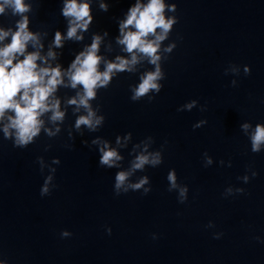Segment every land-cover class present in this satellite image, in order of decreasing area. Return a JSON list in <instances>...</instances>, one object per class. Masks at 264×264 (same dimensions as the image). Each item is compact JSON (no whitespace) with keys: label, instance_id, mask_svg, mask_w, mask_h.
Listing matches in <instances>:
<instances>
[{"label":"water","instance_id":"1","mask_svg":"<svg viewBox=\"0 0 264 264\" xmlns=\"http://www.w3.org/2000/svg\"><path fill=\"white\" fill-rule=\"evenodd\" d=\"M109 2L108 13L96 11L92 31L107 30L115 37L113 17H121L132 0ZM172 2L180 17L171 35L178 47L164 65L167 79L153 103L131 102L128 86L137 77L122 75L100 94L104 127L96 134L77 135L71 149L65 146L73 143L66 131L75 119L71 110L65 131L53 140L42 135L20 150L0 136V258L9 264H264V244L253 239L264 238V153L253 154L239 130L244 121L264 122V0ZM36 4L34 31L64 29L60 0ZM79 47L69 44L64 49L66 66ZM229 64L252 69L248 77L241 73L236 88L230 86L235 77L224 75ZM192 99L207 103L208 111H176ZM201 119L208 124L193 131ZM129 131L134 142L154 137L153 150L168 141L164 163L147 169L152 182L148 196L129 192L116 197V170L99 168L97 152L82 143L95 135L114 141ZM48 144L52 147L45 152ZM205 151L217 162L207 169ZM123 154L127 167L130 157L127 151ZM38 156L47 162L61 160L55 178L59 187L43 199ZM221 159L226 164L231 160L232 167H220ZM248 167L259 176L245 185L237 177ZM172 168L190 188L183 205L177 193L167 191ZM228 186L243 187L247 194L225 199L222 193ZM209 221L215 229L205 228ZM62 230L72 232V238L60 239ZM215 231L224 233L222 239L212 238ZM153 233L159 238L153 240Z\"/></svg>","mask_w":264,"mask_h":264},{"label":"clouds","instance_id":"2","mask_svg":"<svg viewBox=\"0 0 264 264\" xmlns=\"http://www.w3.org/2000/svg\"><path fill=\"white\" fill-rule=\"evenodd\" d=\"M37 6L36 0H0V18L8 20L7 24L0 22V136L10 141L13 148L25 150L42 135L49 140L60 136L65 131L69 110L75 119L66 129L68 139L73 142L66 147L74 146L77 135L99 133L107 119L99 103L100 94L122 75L137 77V81L128 86L129 99L133 103L146 100L151 104L162 92L167 79L164 65L178 47L177 41L171 39L180 22L178 6L172 0H132L121 17H113L118 25L115 37L107 30L92 31L96 11L108 13L109 0H60L59 15L65 27L51 34L46 29H32V15ZM69 44L80 47L71 52L73 59L66 66L63 56ZM241 73L244 77L250 76L251 66L229 64L225 68V76L235 77L231 80L232 88L238 87L237 78ZM194 109L207 112V103L201 105L199 100L192 99L176 111ZM207 124V119H201L192 125L193 131ZM239 130L248 139L253 154L264 153V122L244 121L239 124ZM82 143L97 152L99 168L116 170L113 192L119 197L129 192H140L143 196L152 192L147 169L158 168L164 163L168 141L153 150L154 137L134 142L133 133L129 131L116 135L114 141L95 135L90 142L83 140ZM51 147L48 144L44 151ZM125 151L130 157L127 167ZM202 158L205 169L217 163L207 151ZM36 163L44 176L39 191L43 199L59 187L55 178L61 160L56 157L47 162L43 156H38ZM218 163L220 167H232L231 160L226 164L221 159ZM138 172L145 174L137 175ZM258 176V171L248 167L237 180L247 185ZM166 180L167 191L177 193L179 204L187 203L190 188L179 181L175 168L169 169ZM246 194L243 187L228 186L222 196L227 199ZM205 228L215 229L216 224L209 221ZM106 232L111 236V227H107ZM59 236L62 240L70 239L73 233L62 230ZM223 236L220 231L212 234L215 240ZM151 238L159 237L153 233ZM253 239L264 244L261 236ZM0 264H9V261L6 257L0 258Z\"/></svg>","mask_w":264,"mask_h":264}]
</instances>
